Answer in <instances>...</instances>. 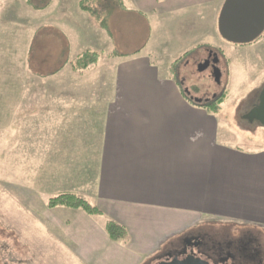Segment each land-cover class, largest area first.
I'll return each instance as SVG.
<instances>
[{
	"label": "crops",
	"instance_id": "0c3cea01",
	"mask_svg": "<svg viewBox=\"0 0 264 264\" xmlns=\"http://www.w3.org/2000/svg\"><path fill=\"white\" fill-rule=\"evenodd\" d=\"M50 1L35 10L33 19L20 22L22 31L32 29L27 72L41 81L37 96L51 93L53 105L77 112L78 119L50 123L46 143L49 136L53 141L42 153L37 175L52 184L55 176L62 178L67 184L59 193H76L102 211L89 215L51 208L66 218L52 238L59 252L113 255L112 264H147L179 249L182 236L183 242L208 235L188 232L201 224H231L264 235V126L259 123L254 139L238 132L220 117V109L190 101L186 82L166 65L191 49L210 48L225 0H117V25H123L125 14L132 27L145 24L166 33L169 50L158 54L149 46L150 37L140 48L123 50L124 44L114 40L112 18L109 31L102 28L80 8V0ZM97 1L100 8L108 7V0ZM14 3L11 8L19 9L20 1ZM7 16L0 24L8 23ZM240 46L264 62V39ZM88 49L101 52L100 60L72 76V62ZM72 79L73 86L64 83ZM108 220L123 225L126 237L112 240ZM241 233L259 252L255 262L264 264L262 237Z\"/></svg>",
	"mask_w": 264,
	"mask_h": 264
},
{
	"label": "rangeland",
	"instance_id": "374dc122",
	"mask_svg": "<svg viewBox=\"0 0 264 264\" xmlns=\"http://www.w3.org/2000/svg\"><path fill=\"white\" fill-rule=\"evenodd\" d=\"M15 1L0 0V20L7 14V17L10 14L9 18L13 19L8 18L10 22L6 21V25L0 24V264H112L113 255L78 256L74 251L68 255L67 250L64 252L66 254H62L64 250H60V253L57 248L58 240L52 239L53 234L63 228L58 226L64 225L62 222H65L66 218L60 212L52 211L47 205L48 200L54 196V192L55 195L59 194L58 190L64 188L67 183L55 176V183L52 184L37 175L38 166L40 165V171L43 167L42 153L46 152V145H51L53 141L49 140V136V142L46 143L45 131L48 126L51 129L50 123L55 120L65 123L62 121H65L67 116L71 120L68 123H75L78 116L75 111L53 105L51 93L48 96H37V90L42 87L39 84L41 81L27 72L30 67L27 69L25 62L32 29L22 31L21 28L24 27L20 24L22 19H33L36 15L35 9L27 6L24 0H18L19 9H14V6L11 8ZM47 1L34 0V5L40 6ZM97 2L90 0V5L112 18L110 26L114 40L124 44L123 50L140 48L149 37V46H152L157 54L159 51L169 50L170 46L167 48L166 44L170 39L159 29L153 27L151 31L149 26L135 23L132 27L130 16L126 17L125 14L121 16L123 25H117V0H108V7L103 9ZM214 37L209 49L217 53L221 73L219 79L215 77L212 63L203 71L199 69L201 59L209 54L205 45L189 50L192 51L190 54H182L180 58L177 57L179 60L175 59L173 63V57L169 58L166 65L174 69L179 80L186 78L185 89L204 102L221 93H227L220 105V117L232 121L238 132H248L244 133L245 136L258 138L256 133L259 130L256 129L262 126L257 122L248 123L244 116L259 98V86L264 82V62L251 58L250 53H245L240 44L225 40L220 33L215 32ZM260 39H264V32L256 41ZM32 58L31 63L34 61V54ZM68 70L72 71V76H75L74 72H78L73 67ZM64 83H71L73 86L75 80H65ZM46 88L51 89L47 85L44 89ZM50 184L55 186L54 191L52 188L47 192L46 188L51 186ZM37 217L43 220V228L37 224ZM238 228L231 224L207 223L188 232L194 234L205 230L214 239L231 235V240L235 241L242 239L243 230L249 231L257 237H262L260 242L263 244L261 253L264 259V235L255 229ZM183 237H180V240ZM61 240L59 239V242ZM180 240L178 243H182ZM54 242L56 246L53 245ZM152 262H155L154 257L147 264ZM117 264L124 263L120 261Z\"/></svg>",
	"mask_w": 264,
	"mask_h": 264
},
{
	"label": "water",
	"instance_id": "95a60500",
	"mask_svg": "<svg viewBox=\"0 0 264 264\" xmlns=\"http://www.w3.org/2000/svg\"><path fill=\"white\" fill-rule=\"evenodd\" d=\"M220 35L227 41L235 44H248L258 39L264 32V0H225L218 21ZM203 61L199 69L208 67ZM216 79L220 78L218 58L213 61ZM189 92L188 89H186ZM195 101L202 99L192 97ZM244 118L253 123L258 122L264 126V86L260 92L258 102L245 114ZM191 241L187 238L185 243ZM197 245V243H194ZM153 264H211L207 259L188 253L184 250L177 253H168Z\"/></svg>",
	"mask_w": 264,
	"mask_h": 264
},
{
	"label": "trees",
	"instance_id": "16d2710c",
	"mask_svg": "<svg viewBox=\"0 0 264 264\" xmlns=\"http://www.w3.org/2000/svg\"><path fill=\"white\" fill-rule=\"evenodd\" d=\"M24 1L27 6H30L34 8L35 10L45 9L51 3V1L48 0L46 4H44L43 6L41 5L39 6L36 4L34 5V0H24ZM79 5L82 10L88 12L91 16H93L98 21L99 25L102 28L108 30V16L106 14H103L101 11H99L92 5H90V0H80ZM204 47H207V46H204ZM189 52L190 51H188L184 55H187ZM112 55H120V54L117 52H113ZM100 58H101V52L88 49L82 52L80 55H78L74 59V61L72 62V67L74 70L83 71L97 64ZM187 96L190 99V101H192L194 104L206 107L213 112H218L220 109L221 103L227 97V93H221L220 95H216L214 98L206 102L204 101L196 102L191 98L190 95H187ZM47 205L50 208L62 206V207H67V208H72V209H82L85 212H87L89 215H101L102 214V211L98 206L94 205L93 203L83 198L82 196L76 193H72V192H62V193H59L57 195L50 197ZM105 228H106V231L109 237L114 241H119L125 238L127 235V229L123 225L113 220H108L105 225Z\"/></svg>",
	"mask_w": 264,
	"mask_h": 264
},
{
	"label": "flooded vegetation",
	"instance_id": "af4514ba",
	"mask_svg": "<svg viewBox=\"0 0 264 264\" xmlns=\"http://www.w3.org/2000/svg\"><path fill=\"white\" fill-rule=\"evenodd\" d=\"M209 54L203 57L201 61H206L208 64L218 58L215 50L209 49ZM201 62V63H202ZM186 78L181 80L184 83ZM191 238V237H190ZM187 239V238H186ZM182 242L179 249L172 253L182 252V250L192 253L196 256L207 259L211 264H259L258 250L253 246L251 240L236 239L231 240L229 235L214 239L209 234L202 237H193L191 241ZM194 243H197L194 244Z\"/></svg>",
	"mask_w": 264,
	"mask_h": 264
}]
</instances>
